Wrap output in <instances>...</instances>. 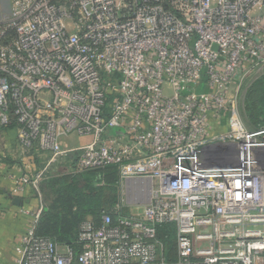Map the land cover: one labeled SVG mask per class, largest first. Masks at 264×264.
Wrapping results in <instances>:
<instances>
[{"label":"built area","instance_id":"built-area-1","mask_svg":"<svg viewBox=\"0 0 264 264\" xmlns=\"http://www.w3.org/2000/svg\"><path fill=\"white\" fill-rule=\"evenodd\" d=\"M263 76L264 0H11L0 130L71 174L115 167L125 193L115 217L80 224L78 253L36 233L42 208L17 207L12 264H264V126L238 114ZM214 147L221 167L205 163Z\"/></svg>","mask_w":264,"mask_h":264},{"label":"trees","instance_id":"trees-1","mask_svg":"<svg viewBox=\"0 0 264 264\" xmlns=\"http://www.w3.org/2000/svg\"><path fill=\"white\" fill-rule=\"evenodd\" d=\"M246 93L244 112L251 122V129L264 126V76L253 82ZM50 174L52 176L42 184L51 188L54 199L43 208L36 233L74 248L78 253L77 235L83 221L97 222L104 212L116 216L113 203L118 191L117 169L112 166L77 175ZM92 179L102 185L92 187ZM158 236L164 245L167 259L171 261L175 258L173 227L165 226L159 230Z\"/></svg>","mask_w":264,"mask_h":264},{"label":"rangeland","instance_id":"rangeland-1","mask_svg":"<svg viewBox=\"0 0 264 264\" xmlns=\"http://www.w3.org/2000/svg\"><path fill=\"white\" fill-rule=\"evenodd\" d=\"M10 1L11 0H0V19L4 17H8L10 13ZM248 81L245 80L242 84V90H241V96L239 97L238 102V114L241 118L242 124L247 129H251L252 126L250 125V120L247 117L246 113L244 112V105H245V98H246V92L250 85L247 86V88L244 89V87L247 85ZM244 89V90H243ZM227 120H223L222 122L218 123L219 127L214 130V132H225L227 129L226 125ZM250 122V123H249ZM221 133V132H220ZM14 135L15 132L13 128L11 129H1L0 130V184L4 182H9L11 185L10 190H12L15 181L22 177L23 175L32 176L35 174H39L40 172L43 173L42 181L40 182L38 189L33 190V200H34V208H45L47 207L54 199V196L51 192V188L43 186V182L46 181L52 174L60 173V174H66V175H75L71 174L70 172H66L63 170V166L65 162L57 163L54 167L52 165H48L49 158H46L45 153L40 154V157L37 158V155L34 156L33 153L30 151L28 152L27 149L20 148L14 141ZM74 143L79 144L82 142V140H79L77 138H74ZM25 150V151H23ZM5 158H10V160H13V164H8L4 162ZM3 160V161H2ZM26 170L27 173L24 172ZM118 191L116 193V198L114 200L113 206L114 208L120 207L123 204V201L125 200V193H124V184L122 180L120 179L118 173ZM4 187H7V183L3 184ZM90 185L92 187H99L102 185L101 182H97L95 179H92L90 182ZM3 188L2 186H0ZM24 207V206H22ZM17 210V209H16ZM122 210L125 212L128 211L126 207H124ZM131 212H137L134 208L130 210ZM18 215L19 211H16ZM23 216V215H21Z\"/></svg>","mask_w":264,"mask_h":264},{"label":"crops","instance_id":"crops-1","mask_svg":"<svg viewBox=\"0 0 264 264\" xmlns=\"http://www.w3.org/2000/svg\"><path fill=\"white\" fill-rule=\"evenodd\" d=\"M4 162L8 164L14 163L10 158H5ZM24 172L27 173L26 170ZM4 183H7V187H4ZM4 183L0 184L3 187H0V264H12L14 246L18 242L19 236L23 233L28 218L17 214V207L11 205L9 199L11 185L9 182ZM32 191L26 189L22 196L19 197L23 201L24 207L34 206Z\"/></svg>","mask_w":264,"mask_h":264},{"label":"water","instance_id":"water-1","mask_svg":"<svg viewBox=\"0 0 264 264\" xmlns=\"http://www.w3.org/2000/svg\"><path fill=\"white\" fill-rule=\"evenodd\" d=\"M222 152H223L222 147H217V148L214 147V148L210 149L207 152V154H209V156H211L213 158H205L206 159L205 163L207 165L215 166V167H221V166L225 165L224 156L226 155L225 154L226 152L223 153V157L220 156V154ZM259 156H260V159L264 163V149L260 150ZM9 199L11 201V205H13L15 207H22L23 206V201L19 197H15V196L9 195Z\"/></svg>","mask_w":264,"mask_h":264},{"label":"bare ground","instance_id":"bare-ground-1","mask_svg":"<svg viewBox=\"0 0 264 264\" xmlns=\"http://www.w3.org/2000/svg\"><path fill=\"white\" fill-rule=\"evenodd\" d=\"M131 186H129V188H130Z\"/></svg>","mask_w":264,"mask_h":264}]
</instances>
